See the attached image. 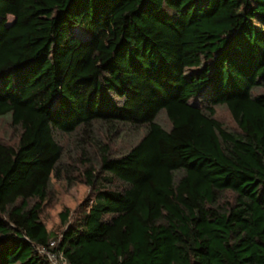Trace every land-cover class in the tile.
<instances>
[{"label": "trees", "instance_id": "trees-1", "mask_svg": "<svg viewBox=\"0 0 264 264\" xmlns=\"http://www.w3.org/2000/svg\"><path fill=\"white\" fill-rule=\"evenodd\" d=\"M2 118L0 264H264V0H0ZM95 124L145 132L115 155ZM57 134L89 188L59 234Z\"/></svg>", "mask_w": 264, "mask_h": 264}, {"label": "rangeland", "instance_id": "rangeland-1", "mask_svg": "<svg viewBox=\"0 0 264 264\" xmlns=\"http://www.w3.org/2000/svg\"><path fill=\"white\" fill-rule=\"evenodd\" d=\"M11 20L12 18L8 16V21ZM75 32L80 35L83 34V31L78 28H76ZM216 116L226 126L231 129H235V124L224 107H216ZM157 121L163 127H170V123L164 112L159 113ZM93 130H95L94 133L97 134L103 142L110 145L111 152L115 155H119L128 150L129 147L136 143V141L141 138L145 132L144 127L130 128L125 126L120 128L118 132L110 134L104 125L99 124H95ZM18 135L19 130L10 124L8 118L0 119L1 141L8 144H14L18 139ZM56 137L63 146L64 154L62 162L70 165L73 163L76 164L74 165L75 171L73 172V175L77 178L75 183L72 185H67L65 180H56L55 178H52L50 181L49 200L44 206L41 219L45 223L47 229L59 234V232L63 229L59 219V212L64 208H68L71 212H73L77 208L78 204H80L89 194V188L84 183L79 181L78 170H80L81 164L79 160L76 159L78 153L74 144V139L71 136H65L62 134H57ZM89 148V157L93 163H96L97 156L95 147L93 146L92 148L89 146Z\"/></svg>", "mask_w": 264, "mask_h": 264}, {"label": "built area", "instance_id": "built-area-1", "mask_svg": "<svg viewBox=\"0 0 264 264\" xmlns=\"http://www.w3.org/2000/svg\"><path fill=\"white\" fill-rule=\"evenodd\" d=\"M40 251L46 254V256L52 262V264H66V262L62 259L61 254L55 255L54 253L45 251L44 249H41Z\"/></svg>", "mask_w": 264, "mask_h": 264}]
</instances>
